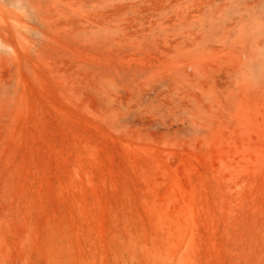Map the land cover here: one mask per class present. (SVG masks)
<instances>
[{"label": "rangeland", "instance_id": "374dc122", "mask_svg": "<svg viewBox=\"0 0 264 264\" xmlns=\"http://www.w3.org/2000/svg\"><path fill=\"white\" fill-rule=\"evenodd\" d=\"M0 264H264V0H0Z\"/></svg>", "mask_w": 264, "mask_h": 264}]
</instances>
